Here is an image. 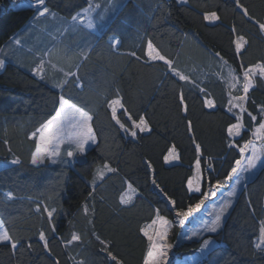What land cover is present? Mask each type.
I'll return each mask as SVG.
<instances>
[{
  "label": "trees",
  "instance_id": "obj_1",
  "mask_svg": "<svg viewBox=\"0 0 264 264\" xmlns=\"http://www.w3.org/2000/svg\"><path fill=\"white\" fill-rule=\"evenodd\" d=\"M91 1L0 0V50L31 19L68 22ZM115 3L64 85L0 65V264H144L156 219L180 226L253 144L264 154V0ZM243 96L239 116L228 104ZM61 100L89 118L94 145L34 166ZM252 171L216 232L174 246L177 261L208 241L197 264H264V163Z\"/></svg>",
  "mask_w": 264,
  "mask_h": 264
},
{
  "label": "rangeland",
  "instance_id": "obj_2",
  "mask_svg": "<svg viewBox=\"0 0 264 264\" xmlns=\"http://www.w3.org/2000/svg\"><path fill=\"white\" fill-rule=\"evenodd\" d=\"M248 89L249 85L246 90ZM237 109L240 110L241 106H238ZM65 145L76 149L78 155H83L94 145L89 120L73 114H63L59 119L50 120L39 132L35 159L39 160L43 156L49 161L55 160L60 148ZM260 146L259 148L254 147L253 144L250 159L244 155L243 161L239 163V169L233 173L231 181L223 182L212 189L206 198L210 201L205 200L185 213L180 226L160 218L152 223L147 233L149 251L144 264H197L206 255L205 249L209 247L210 243L208 241L193 257L185 258L182 261L176 260L173 250L174 246L181 241L195 240L219 229L235 193L250 177L255 166L264 163V154ZM4 241H6V236L0 225V243ZM256 244L258 247L264 248V228L261 229Z\"/></svg>",
  "mask_w": 264,
  "mask_h": 264
},
{
  "label": "crops",
  "instance_id": "obj_3",
  "mask_svg": "<svg viewBox=\"0 0 264 264\" xmlns=\"http://www.w3.org/2000/svg\"><path fill=\"white\" fill-rule=\"evenodd\" d=\"M114 5H116L115 0H93L80 17L77 16L68 22L55 14L31 19L3 45L0 50V65L3 66L5 62H15L30 70L33 67H38L41 71L44 70V78L49 80L50 84L64 85L68 79L75 75L79 64L87 58L91 51L92 43L87 37H100L107 19L112 16ZM75 40H79L77 43L81 46L78 54L75 53L73 47ZM37 45L43 46L42 50L45 47V51L43 53L36 51V47L41 48ZM80 57L82 58L78 59ZM71 58L76 59L74 65L73 60H69ZM244 99L245 96L238 100L230 99L229 109L235 110L237 105L241 106V112L238 114L240 116L244 111ZM63 114L79 115L80 118L89 120L84 113L61 100L53 120L59 119ZM258 144L261 145L259 142ZM259 146L257 147L259 148ZM35 155L36 151L32 156L34 166H41L44 162L49 161L43 156L36 160ZM55 160L49 161V163L53 164Z\"/></svg>",
  "mask_w": 264,
  "mask_h": 264
},
{
  "label": "water",
  "instance_id": "obj_4",
  "mask_svg": "<svg viewBox=\"0 0 264 264\" xmlns=\"http://www.w3.org/2000/svg\"><path fill=\"white\" fill-rule=\"evenodd\" d=\"M77 161L79 162V163H81L83 160H82V157H78L77 158Z\"/></svg>",
  "mask_w": 264,
  "mask_h": 264
}]
</instances>
